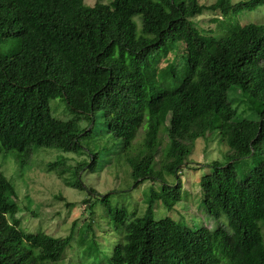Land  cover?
I'll list each match as a JSON object with an SVG mask.
<instances>
[{"label": "trees", "instance_id": "1", "mask_svg": "<svg viewBox=\"0 0 264 264\" xmlns=\"http://www.w3.org/2000/svg\"><path fill=\"white\" fill-rule=\"evenodd\" d=\"M262 6L264 0H0V155L15 151L28 163L34 150L56 149L47 171L83 190L82 178L99 166L96 137L108 134L137 187L178 177L177 185L151 191L138 218L89 189V223L57 238L22 228L17 190L0 173V264H57L77 248L82 255L76 251L73 264H264V23L235 20ZM204 11L223 16L211 20L218 30L199 31L192 20ZM182 21L191 22L200 45L195 63L175 30ZM245 82L236 106L229 92ZM242 105L257 119L239 116ZM213 132L227 151L225 163L213 162L200 180L202 202L209 215H225L228 227L157 221L154 202L171 210L182 201L181 171L196 142ZM84 141L95 151L83 152ZM80 152L86 159L70 164L68 155ZM242 164L248 169L240 177ZM57 199L74 207L64 195ZM108 227L119 233L110 251L103 249L113 237L106 238Z\"/></svg>", "mask_w": 264, "mask_h": 264}, {"label": "rangeland", "instance_id": "2", "mask_svg": "<svg viewBox=\"0 0 264 264\" xmlns=\"http://www.w3.org/2000/svg\"><path fill=\"white\" fill-rule=\"evenodd\" d=\"M85 1L90 5H94L98 0ZM216 1L200 0V3L202 6H210ZM241 1L248 0H232L234 4ZM214 18L224 19L219 12L204 11L202 15L192 21L197 25L200 32L203 30H218L217 24L211 22ZM235 20L236 23L241 25L264 23V6L255 11L243 12ZM136 21L141 26L140 17L136 18ZM190 24L189 21H182L176 26L175 30L178 35L186 40L192 55L191 61L195 63L200 45L192 37ZM246 87H248L247 82L243 83L242 86L236 84L233 87L234 89L229 92V95L235 98L236 106L245 99L241 92ZM66 107L62 104L58 112H64ZM238 115L257 119V115L254 112L245 110L244 105L238 109ZM82 127H87V124L83 123ZM141 133L142 130H140L135 143L141 141ZM96 139L99 140L94 148L99 149V152H101L99 166L95 173L82 178L83 190L66 186L53 172L47 171L50 162H53L59 156L56 149L38 148L30 155L28 163L23 162L27 160V157L25 158L22 153L7 151L0 155V173L5 175L17 190V203L23 209V212L20 211L19 217L22 219L21 226L26 232H38L42 229L53 235V237L65 238L71 234L72 228L77 232L81 227L86 226L89 223L86 219L88 210H86L83 201L91 196L88 193L91 188L102 197H110V206L115 207L119 204L120 207L127 208L138 218L145 214L152 190L160 192L163 185H177L178 177L176 175H165L161 180H149L137 187L123 158L113 154L117 149L116 140L108 134L103 135V137H96ZM195 146L193 154L188 158L187 165L181 171L182 201L171 210L165 208L160 200L155 201L154 217L157 221L171 218L192 228L206 227L214 230L218 227H228V220L225 215L215 218L207 213L202 202L200 187L201 178L212 171L213 162L225 163L227 148L221 141L218 132H213L207 135L206 138L199 139ZM82 150L85 153H88L89 150L95 151L92 147H89L87 141L83 142ZM79 155L80 157L77 158V155L69 154L68 156H71L69 163L73 164L74 159H86L82 152ZM247 169L248 167L245 164L240 165L238 167L239 176L242 177L243 171H247ZM59 194L64 195L69 203L74 204V207L66 206L65 202L59 201L57 199ZM26 207L31 212L35 211L41 215L37 217L29 214L25 209ZM105 209V206L100 207V211ZM74 223H76L75 226ZM262 231L264 233V228ZM105 236L107 239L110 238L109 236H113L111 239L106 240L103 248L110 251L114 242L119 239V233L109 229ZM79 240L81 239L79 238ZM77 243V237L74 236L73 245ZM76 251L79 256L82 255V250L79 248L74 251L69 250L66 258L57 264H73L75 260H78Z\"/></svg>", "mask_w": 264, "mask_h": 264}]
</instances>
